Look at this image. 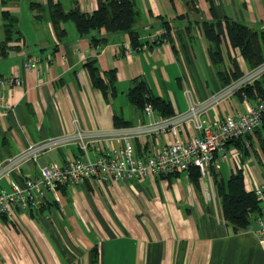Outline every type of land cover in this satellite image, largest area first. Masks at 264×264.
<instances>
[{"label":"crops","instance_id":"1","mask_svg":"<svg viewBox=\"0 0 264 264\" xmlns=\"http://www.w3.org/2000/svg\"><path fill=\"white\" fill-rule=\"evenodd\" d=\"M1 1L0 10L13 12L24 5L18 0ZM74 1L84 11L96 4V0ZM135 2L140 12L137 21L142 24L135 28L144 46L127 51L129 38L123 30L90 29L88 33L105 36L102 44L95 45L87 33L78 34L74 26L61 22L65 32L56 36L46 9L43 12L38 5L34 7L39 11L33 13L39 19L35 29L17 23L22 35L8 40L0 54V75L15 73L20 78L17 84L0 86V162L28 142L63 131L109 132L87 149L86 154L94 157L120 143L111 131L116 127L113 114L128 124L152 117L126 99L125 90L134 77H142L153 93L167 98L172 112L186 106L183 85L197 99L223 85L208 55L202 20L227 15L256 29L264 27V0ZM163 22L169 38L155 41L152 36L164 28ZM220 49L218 68L224 74L230 76L232 61L239 69H248L226 36H221ZM31 55H37V66L25 69L22 62ZM92 56L100 74L103 69L114 70L113 94L104 95L91 84L83 61ZM255 77L264 90V69ZM251 102L253 98L228 92L207 106L202 117L214 119L243 110ZM172 136L165 131L154 141ZM137 138L144 142L147 135L133 141ZM226 150V157L217 167L207 166L197 183L186 170L168 176L147 173L126 181L86 178L46 192L42 205L31 213L14 208L11 218L0 216V264H89L92 245L97 249V264H264V231L255 220L259 215L233 232L221 217L212 177L214 173L216 179H223L239 165L248 190L264 183V165L251 149L243 159L233 142L227 143ZM70 155L84 152L73 141L44 150L34 161L23 160L1 175L0 186L11 174L33 175L43 162H60ZM259 202L264 207V195Z\"/></svg>","mask_w":264,"mask_h":264},{"label":"built area","instance_id":"2","mask_svg":"<svg viewBox=\"0 0 264 264\" xmlns=\"http://www.w3.org/2000/svg\"><path fill=\"white\" fill-rule=\"evenodd\" d=\"M162 31L164 28L153 34L152 39L158 41V34ZM143 46L144 43H129L124 51ZM22 63L25 69L36 67L37 55L25 58ZM263 69L264 60L242 71L202 99L193 97L190 87L183 85L186 106L167 115L155 113L151 104L145 102L142 112L146 115L152 114V117L113 128L111 131L120 138V143L99 150L94 157L86 154L87 149L92 146L93 140L106 136L109 132H86L76 129L26 143L18 151L1 160L0 176L17 168L21 161H34L40 152L68 141L75 142L84 155L66 156L60 162L47 160L38 165L33 175L11 174L6 178L5 184L0 186V216L11 218L14 208H38L42 205L46 192H55L61 185L75 184L86 178L126 181L132 176H144L147 173L160 175L185 171L189 165H195L199 174H203L207 166L217 167L226 157L227 141L241 137L258 124L264 114V92L255 96L253 102L247 104L243 110L237 109L214 119L202 117V112L225 93L234 92L251 82ZM19 82L20 78L15 73L0 75V86ZM240 92L243 99H248L243 90ZM179 130L186 131L180 135ZM165 131L173 134L172 138L154 141ZM145 135L146 141L139 143L140 139L137 138V145L134 144L133 138ZM253 190L258 199L263 198L264 183L256 184ZM255 220L258 229L264 231L263 206L261 214L256 216Z\"/></svg>","mask_w":264,"mask_h":264},{"label":"trees","instance_id":"3","mask_svg":"<svg viewBox=\"0 0 264 264\" xmlns=\"http://www.w3.org/2000/svg\"><path fill=\"white\" fill-rule=\"evenodd\" d=\"M95 2V6L89 11L80 9L74 0H71V5L66 8L63 7L60 0H45L44 3H41L40 0H29L28 5L29 7L37 5L41 6L40 8L46 7L49 22L56 36H62L65 32V27L61 22L70 19L77 33H87L89 42L92 44H102L105 41L104 35L88 33L90 29L98 27H103L107 31L123 30L127 33L131 45L140 43L134 26L140 14L135 0H96ZM0 14L2 18L0 54H3L8 46L7 41L18 39L22 33L14 12L2 8ZM213 16L212 19L202 20L201 26L205 38L209 41L208 55L210 61L215 66L219 77L223 79V84H225L231 78L238 76L243 70L239 69L235 61H232L234 63L230 76H227L222 69L218 68V63L221 60V36H226L228 42L238 48L246 67L251 68L264 60V27L256 29L242 20L227 15ZM163 26L164 31L158 34V41L162 36L169 38L166 22H163ZM83 65L93 86L99 87L104 95L106 93L113 94L114 70L112 68L103 69L102 74H100L93 56L87 57L83 61ZM240 90H243L248 98H254L264 92L256 77L234 91L241 97ZM125 96L129 102L140 110H142L145 102H149L153 109L161 115H167L173 111L168 99L153 93L142 77L133 78L132 83L125 90ZM112 123L114 126L128 125L127 120L118 114H113ZM228 142L235 144L241 153V159L245 158L251 149L258 156L259 162L264 165V114L261 115L258 124L251 131L241 137L231 138ZM134 144L137 145V141H134ZM186 171L189 179L193 183H197L198 168L195 165H189ZM177 173L169 172L160 175L168 176ZM212 177L219 198L221 217L225 223L230 225L233 232L244 229L250 222L251 216L261 214V205L253 188L248 190L244 188L241 166H236L233 170H230L223 179H216L214 173ZM33 209L31 207L26 210L31 213ZM89 264H97V249L94 245L89 250Z\"/></svg>","mask_w":264,"mask_h":264},{"label":"rangeland","instance_id":"4","mask_svg":"<svg viewBox=\"0 0 264 264\" xmlns=\"http://www.w3.org/2000/svg\"><path fill=\"white\" fill-rule=\"evenodd\" d=\"M9 0H3L1 1L2 3H7ZM18 1H22L24 5H22L20 10H13V12L16 14L17 16V23L21 26H23L26 29H35V23L39 21L38 18L35 17V15L33 14L34 12H38L39 9H37L36 7H29L28 5V0H18ZM63 7L66 8L69 5H71V0H60ZM45 6L42 8L43 12H45ZM12 11V10H11ZM2 22V18H1V14H0V24ZM64 24L66 26H71L73 27V23L70 19H67L64 21ZM141 23L138 21L134 23V26L136 28H141ZM4 185V184H3Z\"/></svg>","mask_w":264,"mask_h":264}]
</instances>
